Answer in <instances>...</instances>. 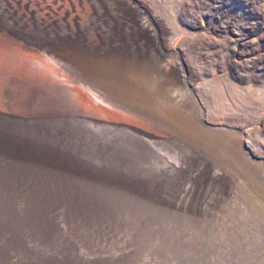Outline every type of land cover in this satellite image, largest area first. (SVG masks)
I'll use <instances>...</instances> for the list:
<instances>
[{
	"label": "rangeland",
	"instance_id": "obj_1",
	"mask_svg": "<svg viewBox=\"0 0 264 264\" xmlns=\"http://www.w3.org/2000/svg\"><path fill=\"white\" fill-rule=\"evenodd\" d=\"M0 264H264V0H0Z\"/></svg>",
	"mask_w": 264,
	"mask_h": 264
},
{
	"label": "bare ground",
	"instance_id": "obj_2",
	"mask_svg": "<svg viewBox=\"0 0 264 264\" xmlns=\"http://www.w3.org/2000/svg\"><path fill=\"white\" fill-rule=\"evenodd\" d=\"M78 85V84H77ZM81 86V85H80ZM105 93V92H104ZM68 94V93H67ZM73 95V94H72ZM125 98V97H124ZM140 102V101H139ZM145 103V102H144ZM143 103V104H144ZM89 120L91 121H89L90 122V124H97V125H99L98 127H101V129H103V130H105V131H111L110 133L113 135V136H119L120 138H123V137H125V138H129L130 140H133L134 142H136V143H138L139 145H141V147L143 148V147H145V146H147V143H146V141H144L143 139H136L137 137L136 136H134L133 134V129H132V127L131 126H128V125H125V124H120V123H117V122H105V121H102V120H95V119H91V118H89ZM95 120V121H94ZM174 120H175V118H174ZM97 121V122H96ZM176 121V120H175ZM175 121H172V122H174V124H176V125H178L179 126V128L182 130V131H186L187 132V130L185 129V127L183 126V124H180V123H178V122H175ZM176 125H174V126H176ZM170 130V129H169ZM199 130H201L200 128H199ZM135 131V130H134ZM137 131V130H136ZM138 132V131H137ZM136 132V133H137ZM135 133V134H136ZM174 133V132H173ZM185 133V132H184ZM200 133H202V132H200ZM213 133V132H212ZM211 133V134H212ZM186 134V133H185ZM189 134V136L191 137V133H188ZM203 134V133H202ZM204 134H205V136L208 134H206L205 132H204ZM214 134V133H213ZM212 134V135H213ZM179 135V134H178ZM187 135V134H186ZM208 136V135H207ZM211 136V135H210ZM217 136H219V135H217ZM217 136H215L216 138H217ZM146 137V136H145ZM182 137V136H181ZM194 137H196L195 135H194ZM199 137V136H198ZM212 137V136H211ZM210 137V138H211ZM214 137V136H213ZM124 138V139H125ZM209 138V137H208ZM209 138V139H210ZM151 139V138H150ZM198 139V138H197ZM200 140V139H199ZM212 140V139H211ZM210 140V141H211ZM165 141V140H164ZM215 142H220L219 140L217 141V140H214ZM214 141H212V143L214 142ZM188 142V141H187ZM213 143V144H215L216 145V143ZM151 146V145H150ZM200 151V150H199ZM149 154H150V158H151V161H156V162H158L157 161V159L158 158H156L155 157V155H153V152H147V156H149ZM142 155H144V154H142ZM207 156V155H206ZM160 157V156H159ZM208 158V157H207ZM253 162V161H252ZM159 163V162H158ZM233 167V166H232ZM159 168V167H158ZM154 172H155V170H153ZM149 173H153L152 171H150ZM165 173H166V171H165ZM239 173V172H238ZM263 173V172H262ZM168 174V173H167ZM171 174H173V173H171ZM170 173H169V175H171ZM250 177V176H249ZM161 181V180H160ZM162 184V183H161ZM259 191H261V190H259ZM182 192V191H181ZM260 193V192H259ZM255 196V195H254ZM172 210V209H171Z\"/></svg>",
	"mask_w": 264,
	"mask_h": 264
},
{
	"label": "water",
	"instance_id": "obj_3",
	"mask_svg": "<svg viewBox=\"0 0 264 264\" xmlns=\"http://www.w3.org/2000/svg\"><path fill=\"white\" fill-rule=\"evenodd\" d=\"M100 98H102L104 101H106V102H109V103H113V101H110V100H108L106 97H104V96H101L100 95ZM95 120H98V119H95ZM103 121V120H102ZM117 123H120V124H125V123H122V122H117ZM125 125H128V126H131V127H134V128H136V129H139V130H142V131H144L142 128H140V127H138V126H135V125H129V124H125ZM144 132H146V131H144ZM147 133V132H146ZM147 134H149V133H147ZM151 135V134H150ZM153 136V135H152ZM153 138H155L154 136H153ZM134 145V144H133ZM50 163H53L52 161L50 162ZM50 165V164H49ZM74 177H78V178H80L81 177V179H78V182L81 184V185H83V187H86V185L88 186V183H89V181H90V178L89 177H87V176H85V175H81V174H79V175H77V173H74L73 172V178ZM84 178V180H82ZM88 179H89V181H88ZM86 181V182H85ZM97 184H99V183H97ZM97 184H95V185H97ZM90 185V184H89ZM105 186H103V188H101V192L100 193H102L103 195H106V193H108V194H111L112 195V191H109V190H111V189H108V188H110V187H106V188H104Z\"/></svg>",
	"mask_w": 264,
	"mask_h": 264
}]
</instances>
